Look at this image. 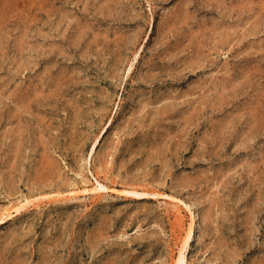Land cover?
Masks as SVG:
<instances>
[{
    "label": "rangeland",
    "instance_id": "1",
    "mask_svg": "<svg viewBox=\"0 0 264 264\" xmlns=\"http://www.w3.org/2000/svg\"><path fill=\"white\" fill-rule=\"evenodd\" d=\"M186 204L264 264V0H0V264H176Z\"/></svg>",
    "mask_w": 264,
    "mask_h": 264
},
{
    "label": "bare ground",
    "instance_id": "2",
    "mask_svg": "<svg viewBox=\"0 0 264 264\" xmlns=\"http://www.w3.org/2000/svg\"><path fill=\"white\" fill-rule=\"evenodd\" d=\"M132 69H134V68H131V70ZM97 145H98V142L93 147L92 153L95 152ZM106 189H108V188L102 182L98 181V185L93 190L94 191H102V190H106ZM90 191H91V189H90ZM128 193L133 194L134 196H145V195H147V193H144V192L142 193V192H139L138 190L129 191ZM25 207H26V204L21 205V206L19 205V207H17L16 211L20 212ZM186 207L192 212L193 219H192V222L190 225V229L186 235L185 241H184V243L180 249L179 257L176 261V264H187V249L190 246V244L193 242L194 237H195V226L197 225L196 215H195V213H193V210L191 209V207L189 205L186 204ZM11 215H12V213L11 212L9 213V211H8V213L3 214V216L0 218V221H4L6 218H8Z\"/></svg>",
    "mask_w": 264,
    "mask_h": 264
}]
</instances>
